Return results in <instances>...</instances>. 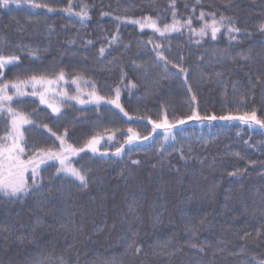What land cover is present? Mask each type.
Listing matches in <instances>:
<instances>
[{
    "label": "trees",
    "instance_id": "trees-1",
    "mask_svg": "<svg viewBox=\"0 0 264 264\" xmlns=\"http://www.w3.org/2000/svg\"><path fill=\"white\" fill-rule=\"evenodd\" d=\"M222 17L239 31L197 33ZM145 18L160 29L175 18L179 30L133 23ZM261 25L264 0H0V55L18 57L0 83L81 75L105 98L119 89L127 113L65 102L54 114L14 97L31 120L28 154L58 149L57 136L76 148L112 139L75 159L86 185L53 162L35 183L28 174L26 194H0V264L264 262V128L219 119L255 111L264 121ZM163 119L172 127L154 129ZM9 121L0 113V137ZM129 129L141 140L124 148Z\"/></svg>",
    "mask_w": 264,
    "mask_h": 264
},
{
    "label": "snow or ice",
    "instance_id": "snow-or-ice-1",
    "mask_svg": "<svg viewBox=\"0 0 264 264\" xmlns=\"http://www.w3.org/2000/svg\"><path fill=\"white\" fill-rule=\"evenodd\" d=\"M7 2V0H5ZM199 2V0H198ZM35 7H39L40 5L36 4ZM70 10V9H69ZM82 19L87 17V12L82 10L81 13H79ZM175 17V13L173 14ZM201 19L204 18V14L201 13ZM223 17L221 18V21H216L215 19L212 20L211 23L205 24L200 29V35H203L205 33V30H210L212 34V38H216L217 32L220 31V24L223 22ZM133 23L140 24L141 28L144 27H150L154 29L157 32H160L161 35H163L165 32L172 30V31H178L179 30V22L175 20L173 21L172 25H166L163 30L157 27L156 21L150 20L148 18H145V22L141 23L140 21H133ZM187 23L190 25L191 21H187ZM261 31H264V25L260 26ZM229 32H238L239 29L233 27L228 28ZM156 47H159L157 45ZM101 52H103V49H101ZM35 55V53H33ZM160 59H164V57L161 54H157ZM18 57L16 56H3L0 55V78L3 76V70L6 68L7 65L12 64L14 61H16ZM167 63V61H165ZM176 67V65H173ZM180 71H185V69H179ZM80 79L79 77L74 78L72 80V83L77 85V92L78 94L81 92L80 89ZM65 80V73L63 71L59 72L55 79L47 78L43 75L37 76L32 75L31 77L27 79H15L10 82H2L0 83V113L7 112L9 118H10V127L7 130L6 134L3 137H0V193H2L5 196H16L17 194L21 193H27L28 186L25 181V173L29 170V167L31 166L32 176H33V183H35V178L38 175L37 169L39 166V163H42L43 160L46 158L48 160H56L59 162L60 167L57 169V172L65 173L66 175L75 178L78 180L82 185H86V178L85 175L82 174V171L80 169H77L75 167H72L71 164L68 162V154L76 155L79 152L83 151V148H76L73 147L70 144H66L65 140L57 136V139L60 141V150L54 151L52 149H49L48 151L41 150L40 157L39 158H29V159H23V155L25 153V150L27 148V144L24 141V133L21 131V128L25 124L31 123V120L29 119L28 115L24 114L22 111L14 108L12 106V101L14 97H21L24 95H27L25 92L26 88H31L32 95H38L40 99L41 104H46L53 113H58L60 111V108L49 99V93H54L55 95L65 96L68 99H75L79 103H84L85 101L80 100L79 95L77 96H67L66 92H57L54 90L51 86L54 84H58L60 81ZM85 84H87V81H84ZM134 87V85H131ZM9 89H13L14 92L12 95L9 94ZM84 95H88L91 100L99 103L100 101L104 100L105 98L98 95L95 89V86H92V90L90 92H84ZM53 96V99H54ZM118 98H119V89L116 90V99L115 100H109L108 103H113L117 107H119L118 104ZM195 99V97H193ZM123 111V109H121ZM127 115V113H125ZM188 119H196V120H216V116H205L201 117L196 115L195 112H193V115L190 116ZM219 119L222 120H231V119H240L244 121H251L252 123L258 124L260 127L264 128V121L257 119L255 111H253L251 114H246L244 116L239 117H233V116H221ZM151 123V121H149ZM185 121L180 120L179 123L183 124ZM166 127L171 128L172 125H168L167 121H165L164 125L160 124H153V128H159V127ZM131 132V129H129ZM109 139H112L111 136L108 137ZM137 137L135 134L132 136H129L128 143H131L132 140L136 139ZM144 139H147V137H144ZM98 138H93L88 142L86 145L88 148L91 149V151L96 152L97 149L95 145L99 144ZM121 148H117L114 155L119 156L121 154ZM39 161V163H38ZM133 163H138L137 161H133ZM131 246V245H130ZM139 251V249H137ZM261 264H264V262H261Z\"/></svg>",
    "mask_w": 264,
    "mask_h": 264
},
{
    "label": "rangeland",
    "instance_id": "rangeland-1",
    "mask_svg": "<svg viewBox=\"0 0 264 264\" xmlns=\"http://www.w3.org/2000/svg\"><path fill=\"white\" fill-rule=\"evenodd\" d=\"M145 22V20L142 22V23H144ZM212 22V20H206L205 22H204V25L205 24H209V23H211ZM219 22V21H218ZM158 27V26H157ZM229 27H233L228 21H223L221 24H220V31L219 32H217V34H219L220 32H222V31H226V32H229L228 31V28ZM144 28H147V29H149V30H152V31H155L154 29H152V28H150V27H144ZM159 28V27H158ZM164 29V28H163ZM163 29H161V30H163ZM170 31V30H169ZM157 32V31H156ZM168 32V31H167ZM166 33V32H165ZM198 34L200 33V30L197 32ZM209 35V34H211V31L210 30H205V33L203 34V35ZM216 34V35H217ZM212 35V34H211ZM56 75L57 74H55V75H53V76H48L47 78H51V79H55V77H56ZM77 77H79V78H81L80 79V89H81V92L78 94V92H77V85H75V84H73L72 83V80L74 79V78H77ZM84 81H87L88 83L87 84H85L84 83ZM95 86V89H96V92H97V94L98 95H100V93L98 92V90H97V88H96V85H95V83L90 79V78H87V77H83V76H81V75H69V74H66L65 73V80L64 81H60L58 84H54V85H52L51 87L54 89V90H56L57 92H66L67 93V96H77V95H79V98H80V100H83V101H85L84 103H79V102H77V100H75V99H68L67 97H65V96H60V95H55L54 96V93H49L48 95H49V99H50V101L51 102H53V103H55L59 108H60V111L62 110V104L63 103H65V102H74V103H76L77 105H79V106H81V107H86V106H91V105H99V104H110V105H112L113 107H115L120 113H122L124 116H127V115H125V113H126V111H125V109L123 108V106H122V104H121V102H120V92H119V98H118V104H119V107H117L115 104H113V103H108L107 101H109V100H115L116 99V95L113 97V98H111V99H108V98H105L104 100H102V101H100L99 103H97V102H95V101H93V100H91V98L88 96V95H84L83 93L84 92H90L91 90H92V86ZM13 92H14V90L13 89H9V94L10 95H12L13 94ZM25 92L27 93V94H30L31 96H33V97H35V98H37L38 100H39V102H40V99H39V96L38 95H32L31 94V92H32V89L29 87V88H26L25 89ZM25 96V95H24ZM53 96H54V99H53ZM101 96V95H100ZM21 97H23V96H21ZM103 97V96H102ZM41 104V103H40ZM41 105H43V106H46L51 112H52V110L46 105V104H41ZM121 109H123V111H121ZM59 111V112H60ZM58 112V113H59ZM53 113V112H52ZM58 113H54V114H58ZM165 119H163V120H161V121H159L158 123H154V124H160V125H164V123H165ZM241 121H243V122H247V123H251V121H244V120H241ZM30 124V123H29ZM29 124H25V125H23L22 126V128H21V131L23 132V128L25 127V126H27V125H29ZM167 124L168 125H170L169 124V122L167 121ZM156 129H158V130H162V129H167L166 127H159V128H156ZM133 134H135V136L137 137L136 139H134V140H132V142L131 143H128V141H127V143H126V145L124 146V148L126 147H132V146H134V145H136L137 143H139L140 142V138H139V136L137 135V133H135L134 131H131V133H130V136H132ZM109 136H111L112 137V135H105V136H98V137H95V138H98L99 139V144H97V145H95V147H96V149H97V151L96 152H93V151H91V149L90 148H88L87 146H85V147H83V151H81V152H79L78 154H76V155H72V154H68V162L71 164V166L72 167H75V165H74V161H75V159L77 158V156L80 154V153H82V152H86V151H90V152H92V153H99V147L101 146V144H102V142L105 140V139H108V137ZM60 137H62L64 140H65V142H66V144H68L67 143V141H66V138H65V136H60ZM59 141V140H58ZM59 145H60V141H59ZM60 150V146H59V148L58 149H56V150H54V151H59ZM122 151H123V149H121ZM46 152V151H45ZM40 153L41 152H39V153H34V154H28L26 151H25V153H24V155H23V159H29V158H39L40 157ZM56 163L57 164V169L60 167V165H59V162L58 161H56V160H48V159H44L43 160V162L42 163H39V161H38V163H39V166H38V169H37V172L39 171V169L42 167V166H44L45 164H48V163ZM76 168V167H75ZM29 173H32V171H31V166L29 167V170L25 173V181H26V184H27V186H28V174ZM57 174H62V175H66L65 173H62V172H60V173H58L57 172ZM66 176H68V175H66ZM70 177V176H69ZM72 179H74L75 181H77L78 183H80L78 180H76L75 178H73V177H71ZM0 194H2V193H0ZM25 193H21V194H17L16 196H11V197H19V196H22V195H24ZM10 196V195H9Z\"/></svg>",
    "mask_w": 264,
    "mask_h": 264
}]
</instances>
